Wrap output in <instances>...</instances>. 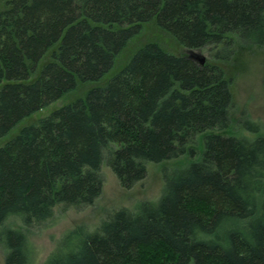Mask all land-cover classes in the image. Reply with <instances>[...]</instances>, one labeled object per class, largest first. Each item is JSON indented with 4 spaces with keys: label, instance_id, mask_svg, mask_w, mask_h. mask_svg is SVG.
I'll list each match as a JSON object with an SVG mask.
<instances>
[{
    "label": "trees",
    "instance_id": "trees-1",
    "mask_svg": "<svg viewBox=\"0 0 264 264\" xmlns=\"http://www.w3.org/2000/svg\"><path fill=\"white\" fill-rule=\"evenodd\" d=\"M150 21L188 51L145 44L105 86L0 147L6 264H35L28 229L55 221L56 206L95 203L104 162L131 188L148 162L186 154L187 165L164 169L158 201L115 210L94 231L73 227L44 264H148L157 247L160 264H264V125L243 117L238 126L259 134L230 132L233 95L218 63L238 43L264 47V0H0V137L102 79ZM207 46L215 52L201 63L193 50ZM14 217L20 226L7 224Z\"/></svg>",
    "mask_w": 264,
    "mask_h": 264
},
{
    "label": "rangeland",
    "instance_id": "rangeland-1",
    "mask_svg": "<svg viewBox=\"0 0 264 264\" xmlns=\"http://www.w3.org/2000/svg\"><path fill=\"white\" fill-rule=\"evenodd\" d=\"M149 42H157L164 49L174 54H182L188 51L171 33L161 28L155 21L143 23L140 32L128 41L126 47L117 56L113 68L102 79L80 82L73 91L22 120L8 134L0 137V147L17 135L23 127L38 123L57 108L80 96H84L90 88L105 86L111 78L129 63L135 52ZM194 51L206 58H210L212 53L215 52L211 46L195 49ZM50 56L51 52L48 53L45 60H48ZM42 63H40L30 80H33L39 74ZM218 63L222 65L227 79L230 80L233 95L231 117L235 126L231 127L233 129L230 132L248 137L257 136L259 133L242 129L238 124L243 121V117H250L253 120H259L264 125V47L238 43L235 45L230 58L226 61L219 60ZM260 134H264V129ZM192 159L189 154H186L168 161L148 162L146 177L131 188L122 186L113 169L104 162L101 167V174L104 178L102 193L94 204L80 210L73 207L66 209L56 206L55 221L44 226L34 225V227L28 229L30 240L36 249L35 264H44L49 254L56 247L58 240L73 227L83 225L94 231L101 221L115 210L123 207L135 210L141 201H158L164 188V169L185 166ZM7 224L20 226L21 220L14 217ZM159 253L160 249L157 247L152 254L157 255V257L146 254V259H151L148 264H160L162 260L160 256L158 257ZM0 264H6L5 253L1 246Z\"/></svg>",
    "mask_w": 264,
    "mask_h": 264
},
{
    "label": "water",
    "instance_id": "water-1",
    "mask_svg": "<svg viewBox=\"0 0 264 264\" xmlns=\"http://www.w3.org/2000/svg\"><path fill=\"white\" fill-rule=\"evenodd\" d=\"M192 54L197 60L201 61V63L205 62V60H206L205 56H203L202 54H200L198 52H195V53H192Z\"/></svg>",
    "mask_w": 264,
    "mask_h": 264
}]
</instances>
